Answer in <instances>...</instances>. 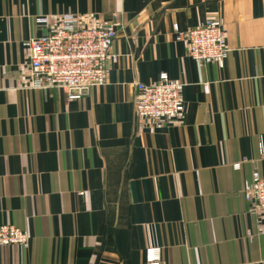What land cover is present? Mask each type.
<instances>
[{
  "label": "crops",
  "instance_id": "0c3cea01",
  "mask_svg": "<svg viewBox=\"0 0 264 264\" xmlns=\"http://www.w3.org/2000/svg\"><path fill=\"white\" fill-rule=\"evenodd\" d=\"M67 13L119 23L106 84L72 100L30 86L24 45ZM221 17L224 67L189 57L175 27ZM161 73L185 112L157 127L135 114L136 83ZM261 144L264 0H0V225L30 236L0 244V264H145L150 246L162 264H264L242 193Z\"/></svg>",
  "mask_w": 264,
  "mask_h": 264
},
{
  "label": "built area",
  "instance_id": "2783aa9c",
  "mask_svg": "<svg viewBox=\"0 0 264 264\" xmlns=\"http://www.w3.org/2000/svg\"><path fill=\"white\" fill-rule=\"evenodd\" d=\"M38 21L48 24L46 33L32 36L24 43L32 88H58L72 100L93 87L106 84L110 66L118 63L120 58L118 53L112 52L118 36V22L74 13L57 15L52 20L40 17ZM175 32L176 39L185 44L189 57L200 63L224 67L230 49L222 17L207 20L187 31L175 27ZM136 87L135 114L139 119L164 127L170 120L184 114L181 83L168 73H161L152 83L137 82ZM260 151L264 157L262 144ZM240 164L236 163L235 167H240ZM242 193L252 204L256 215L264 217V175L254 171L245 181ZM259 234L264 239V227ZM29 240V233L18 225H0L1 245L26 246ZM145 264H162L161 246L146 249Z\"/></svg>",
  "mask_w": 264,
  "mask_h": 264
}]
</instances>
